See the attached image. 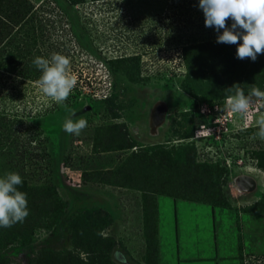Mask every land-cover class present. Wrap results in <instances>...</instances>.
<instances>
[{
  "label": "rangeland",
  "instance_id": "374dc122",
  "mask_svg": "<svg viewBox=\"0 0 264 264\" xmlns=\"http://www.w3.org/2000/svg\"><path fill=\"white\" fill-rule=\"evenodd\" d=\"M146 2L144 10L153 13L140 20L134 13L98 12L90 3L0 0V178L18 173L23 180L18 190L27 194V206L31 201L36 206L41 192L48 198L39 211L52 207L48 214H61L57 225L35 229L21 251L15 253L17 245L8 246L4 252L11 264H39V258L51 254L49 251L72 248L70 221L82 215L106 219L101 232L110 239L116 264H157L147 240L152 237L153 225L147 221L152 208L150 214L148 208L145 212L143 199L146 196L152 205L154 197L142 190L160 189V179L164 187L177 179L185 185L198 184L197 196L223 206L215 209L218 218L212 223L211 206L191 204V209L202 210L192 215L191 221L200 224L197 227L206 237L203 248L192 252L201 251L212 262L222 257L224 264H264V214L246 212L260 201L264 209V140L256 136L259 129L255 125L264 114V103L253 97V106L242 116L233 114L227 104L236 89H231L229 96L223 95L233 85H239L246 96L253 87L264 88V57L258 55L255 62L237 59V79L230 80L231 67L227 69L218 59H224L228 51L236 56V51L232 45L216 42L222 30L217 33L205 27L199 0H173L175 4L166 0L163 14L157 13L155 2ZM176 5L179 8L174 9ZM226 23L231 27V20ZM197 44L204 46L191 48ZM187 48L194 56L195 74L208 77L212 67L222 72L217 80L204 77L199 82L208 91L216 90L214 96L225 97L217 100L224 102L215 103L219 112L213 113L214 117L200 120L195 111L203 95L193 96L180 85L187 72ZM55 53L70 59L69 74L77 81L65 101L67 108L42 92L38 83L42 71L33 64L36 57L50 60ZM136 56L141 57L140 73L130 62ZM120 59L123 62L113 64L117 71L112 70L111 61ZM176 73L182 74L174 76ZM159 102L167 105L168 114L152 133L150 117ZM81 118L87 127L79 136L64 131L66 120ZM201 125L207 129L201 130ZM194 128L192 138L184 137ZM204 131L211 135L197 138ZM202 165H219L223 173L207 180V168L200 169L205 167ZM187 167L190 173L182 176ZM242 174L258 181L255 191H236L234 179ZM160 198L158 208L162 205L165 216V205L171 207L173 199ZM178 200H182L183 232L189 205ZM213 224L215 230L208 237V227ZM244 225L249 230L245 232L247 239H252L247 245L237 234ZM167 239H163L164 258L175 261L174 246L166 244Z\"/></svg>",
  "mask_w": 264,
  "mask_h": 264
},
{
  "label": "trees",
  "instance_id": "16d2710c",
  "mask_svg": "<svg viewBox=\"0 0 264 264\" xmlns=\"http://www.w3.org/2000/svg\"><path fill=\"white\" fill-rule=\"evenodd\" d=\"M66 2L69 3L70 5H76V4H86L88 0H66ZM203 46L197 44V45H194V47L192 45L191 48L196 47L198 49ZM237 47H238V44L232 45V49L234 51L237 50ZM189 48L186 49L185 51L186 54L184 56V58L186 57V61H187V67H186L187 72L183 73L184 74L183 78L180 81V85L182 89L186 91L187 93H191L193 96H196L198 94L203 95V97L200 98L199 101L197 102L198 108L202 103L213 102V101L220 100L219 98H222V99L225 98L224 96L223 97L214 96L213 94L216 93V90H215V93H213V90L208 91V89H205L204 86L199 85V82L204 80V77L205 79L209 81L211 80L213 81L215 79L217 80L218 76L222 72L217 71L218 68L212 67L213 71L209 73L208 77L200 73L195 74L194 68H193L194 59H192L194 56H191L189 54V51H188ZM260 56L264 57V55H260ZM123 60L124 59H120L116 61L112 60L111 61L112 70L117 71V68H115L113 64L114 63L116 64V62H123ZM132 60L133 61H130V62H132V65H134L137 71L140 73L141 57L136 56ZM218 61L227 64L226 65L227 69L231 67L232 76H229L228 79L231 80L233 77V81H235L237 79L236 76L234 75L236 72L235 67L238 64L237 62H239L236 56H233V53L228 51V53L224 55V59L219 58ZM181 74L182 73L180 74L176 73L174 76L176 75L180 76ZM224 74H225V71H224ZM226 83L227 84L224 85L225 89L228 87V81ZM229 89L230 88L227 89L228 92H226L225 90V93H223V95L225 96L231 95L232 94L230 93L231 89L230 90ZM262 90H264V88H262L261 91ZM195 112L199 116L200 120H201V117L204 118V116L200 114L199 110ZM250 129L251 128L246 129V130H250ZM194 133H195V128L193 129L191 134L190 133L185 134L184 137L192 138L194 136ZM145 159H147V163H148L149 158L145 157ZM202 166H205V165H202ZM206 168H207V172L205 173V179L208 178L207 180H209L211 176L222 175L223 173L221 170L222 167L219 168V165H216V166L213 165L212 167L205 166L204 168L202 167L200 169H206ZM148 170L150 169L148 168ZM188 173H190V170L187 167L184 170L182 176ZM159 184H160L159 186H161L160 189L153 190L152 188V190H142L143 193H147L150 195V197H154V201L152 205H150L146 196L143 199H144V204H145V212L148 208V212L150 214L151 208H152L151 215L147 216L149 220L146 217L147 221L153 225L152 232L150 231V229H148L152 233V237L151 239L147 238V240L150 244L149 253H151V249H153L154 254L158 259L157 264H160L159 261L161 260L160 259V242H159V220H158L159 218L158 216V212H159L158 197L159 196H168L174 200L183 199L186 201L207 204V205H210L212 208L223 207L218 202L215 203V201L213 200H209V199L197 196V193H199V187H200L198 184L188 183L185 185L182 179H177L171 182L168 187H164L161 179L159 181ZM205 190L206 189H204L203 191ZM41 194L42 193L40 192L38 195L39 205L37 204L35 206V202L31 201L30 206H28L30 209V210L28 209L29 215L22 223H17L11 228H0V264H11L12 262L11 259L4 252V250L6 251L8 246L17 245L18 248L15 249V253H17L18 250L21 251L22 248L25 245L27 246V244L32 240L33 231L35 229H41V228L50 229L52 224L57 225L59 223L61 219V214L59 213V211H56L55 213H52V214H48L49 212H51L52 207L46 211L45 210L39 211V209L44 208V205L46 204V198H48V197L42 196ZM180 194H184V195H180ZM41 197L43 199H41ZM260 203L261 201L259 202V205H254V206L252 205L251 207L246 209V212L255 213V214L256 213L264 214V209L263 207L260 206ZM35 207H36V210H35ZM105 220L106 219H103L101 221L100 217H98V220H94V219H91L89 215H86V216L82 215V216L73 218L70 221V234H71L72 248L63 249L62 251H49L51 254L47 256H42L41 258H39V264H116L111 257L110 239L109 237H104L101 232L107 225V222ZM92 225L98 231H96L94 227H92ZM3 240H5V243L2 242Z\"/></svg>",
  "mask_w": 264,
  "mask_h": 264
},
{
  "label": "clouds",
  "instance_id": "9594fccd",
  "mask_svg": "<svg viewBox=\"0 0 264 264\" xmlns=\"http://www.w3.org/2000/svg\"><path fill=\"white\" fill-rule=\"evenodd\" d=\"M199 9L205 17V27L214 28L217 43L237 45L236 58H246L255 62L258 55H264V0H199ZM231 27L227 26L228 20ZM109 59V57L107 58ZM70 59L55 53L51 59L36 57L33 64L42 71L38 81L42 92L53 101L67 108L65 101L76 85V77L69 74ZM235 95L227 98V104L233 114L246 115L253 106V97L264 103V91L253 87L249 95H245L239 85ZM229 89V90H230ZM74 115V114H73ZM259 131L256 136L264 140V114L255 121ZM87 127L83 118L73 121L68 119L63 129L68 134L79 136ZM249 129V128H246ZM245 129V130H246ZM23 185L18 173H7L0 178V228H11L22 223L29 215L27 194L18 190Z\"/></svg>",
  "mask_w": 264,
  "mask_h": 264
},
{
  "label": "crops",
  "instance_id": "0c3cea01",
  "mask_svg": "<svg viewBox=\"0 0 264 264\" xmlns=\"http://www.w3.org/2000/svg\"><path fill=\"white\" fill-rule=\"evenodd\" d=\"M160 198V196H159ZM161 200V198H160ZM159 200V201H160ZM176 201V202H175ZM182 200H172V206L169 207L165 205L168 211V214L165 216L163 215L162 205L161 201L159 203V233H160V246H162L161 249V256H162V264H224V258L222 257H216L215 262H212V259L207 257L204 253L200 252H192V251H199V249H202V241L205 236L202 235V232L200 231L201 228L197 227L200 224L193 223L191 221L192 215H198L202 213V210H194L191 204H200V205H206L207 204H201L197 202L192 201H184L188 206L189 209H187L185 217L184 218V230L180 229L182 227V220H181V213L179 212V203H181ZM176 205V207H174ZM212 208V211L209 212L211 222H216V218H218V211ZM169 212L171 213L169 215ZM189 222H192V227L190 226ZM194 226V227H193ZM191 228L190 231L186 232L187 229ZM243 227V226H242ZM215 227L213 224V227L211 225L208 227V237L212 235L214 232ZM249 230L244 225V227L239 231L237 230L238 236L240 235L242 238V241L245 245L251 242L250 239H247V236L245 235V232H248ZM172 235H174L172 237ZM219 233L216 230V234L214 237L217 239ZM165 238H168L166 241V244H173L174 246V257L175 261H172L173 258L169 257V259L164 258V240ZM164 239V240H163ZM174 239V240H173ZM206 239V237H205ZM172 241V242H171ZM161 248V247H160ZM226 264V263H225Z\"/></svg>",
  "mask_w": 264,
  "mask_h": 264
},
{
  "label": "flooded vegetation",
  "instance_id": "af4514ba",
  "mask_svg": "<svg viewBox=\"0 0 264 264\" xmlns=\"http://www.w3.org/2000/svg\"><path fill=\"white\" fill-rule=\"evenodd\" d=\"M146 1L148 0H89V2L87 3L93 5L94 9L97 10L98 12L100 11L101 13L109 12L113 14H118L120 16H127L134 13L135 18L142 20L146 16H151L153 13V11L150 10V13L147 14L146 10H144L145 8L144 6L147 3ZM152 1L153 3L155 2L154 3L155 6L157 5L156 7L157 13L163 14L164 2H166V0H159V1L152 0ZM169 1L172 2L173 0H168V2ZM161 3H162V8L160 5ZM172 3L171 5L175 4V2L173 4ZM176 6H174V9L179 8V6L177 7ZM166 8L167 9L171 8L170 4ZM199 12L200 10L198 11V13Z\"/></svg>",
  "mask_w": 264,
  "mask_h": 264
},
{
  "label": "water",
  "instance_id": "95a60500",
  "mask_svg": "<svg viewBox=\"0 0 264 264\" xmlns=\"http://www.w3.org/2000/svg\"><path fill=\"white\" fill-rule=\"evenodd\" d=\"M168 114V107L164 102H159L154 107L150 117V128L155 133L157 128L163 125ZM235 189L239 193H251L258 187V181L247 174H242L234 179Z\"/></svg>",
  "mask_w": 264,
  "mask_h": 264
},
{
  "label": "built area",
  "instance_id": "2783aa9c",
  "mask_svg": "<svg viewBox=\"0 0 264 264\" xmlns=\"http://www.w3.org/2000/svg\"><path fill=\"white\" fill-rule=\"evenodd\" d=\"M176 17V16H175ZM105 56H106V53H103ZM182 72V71H181ZM179 74V73H177ZM91 83V82H90ZM88 84V83H87ZM93 84V82H92ZM93 86V85H92ZM92 86H88V87H92ZM111 86H107V88H110ZM93 95V94H92ZM94 97H96V95H93ZM104 98H107L106 95L104 96ZM220 102H224L223 101H216L214 103H212L211 105L207 102V103H202L200 106H199V111L202 112V115L203 116H206L207 118L209 116H213L212 114L215 112V113H218L219 112V108L218 106L219 105H216L217 103L219 104ZM216 103V104H215ZM215 104V105H214ZM226 104V103H225ZM214 117V116H213ZM218 117V116H217ZM228 120V119H227ZM201 130H206V126L205 125H201ZM197 134V133H196ZM221 134V131L220 129L217 130V137H219ZM211 134L207 133L206 131L203 132V135H196L197 138H208Z\"/></svg>",
  "mask_w": 264,
  "mask_h": 264
}]
</instances>
